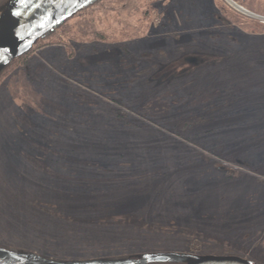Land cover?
I'll use <instances>...</instances> for the list:
<instances>
[{
	"label": "rangeland",
	"instance_id": "rangeland-1",
	"mask_svg": "<svg viewBox=\"0 0 264 264\" xmlns=\"http://www.w3.org/2000/svg\"><path fill=\"white\" fill-rule=\"evenodd\" d=\"M229 7L99 0L0 73V246L264 264V25Z\"/></svg>",
	"mask_w": 264,
	"mask_h": 264
},
{
	"label": "water",
	"instance_id": "water-1",
	"mask_svg": "<svg viewBox=\"0 0 264 264\" xmlns=\"http://www.w3.org/2000/svg\"><path fill=\"white\" fill-rule=\"evenodd\" d=\"M99 0H7L0 8V73L36 42ZM253 17L264 16L253 14ZM259 264L235 255H199L179 251L144 252L125 258L62 260L0 246V264Z\"/></svg>",
	"mask_w": 264,
	"mask_h": 264
},
{
	"label": "trees",
	"instance_id": "trees-1",
	"mask_svg": "<svg viewBox=\"0 0 264 264\" xmlns=\"http://www.w3.org/2000/svg\"><path fill=\"white\" fill-rule=\"evenodd\" d=\"M228 9H230L232 12H234L235 14H237L238 16H241V17H243V18H245V19H249V20H254V21H257V20H255V19H252V18H250V17H246V16H244V15H241L240 13H238V12H236L235 10H233V9H231L230 7L228 8ZM260 21V20H259ZM260 23H262V25H264V23L263 22H261L260 21ZM257 43H256V50H254V52H253V54H255V53H257V52H259V51H261V52H263L264 50L261 48V44H264V40L263 39H261V38H256V40H255ZM225 49H226V46H225ZM186 58L188 59V60H192V61H195L196 59L194 58L193 59V57L192 56H189V55H187L186 56ZM244 64H241V65H245V64H247L248 62H246V61H242ZM201 65V64H200ZM198 63L196 64V66L195 67H198V66H200ZM194 67V66H193ZM234 67H239V66H234L233 65V68ZM241 67V66H240ZM228 70H230V69H228ZM234 93V95H236L237 93H235V91L233 92ZM234 97V96H233ZM46 253L47 254H50V253H48V252H45L44 254H45V256H47L46 255ZM66 253V252H65ZM56 255H54L56 258H60L59 256L60 255H58L57 253H55ZM65 257V256H64ZM64 257H62V258H60V259H64V260H68V259H66V257L64 258ZM154 264H165V263H154Z\"/></svg>",
	"mask_w": 264,
	"mask_h": 264
},
{
	"label": "bare ground",
	"instance_id": "bare-ground-1",
	"mask_svg": "<svg viewBox=\"0 0 264 264\" xmlns=\"http://www.w3.org/2000/svg\"><path fill=\"white\" fill-rule=\"evenodd\" d=\"M227 1H228L233 7L239 9L240 11L244 12V13L247 14V15H249V14L251 15V13H250L248 10H246L244 7H243V8L240 7L238 3H234L232 0H227Z\"/></svg>",
	"mask_w": 264,
	"mask_h": 264
}]
</instances>
